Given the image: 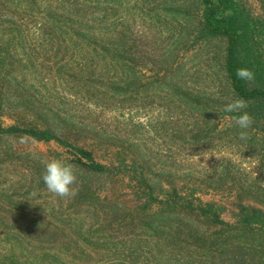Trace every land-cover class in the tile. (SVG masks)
I'll use <instances>...</instances> for the list:
<instances>
[{"label": "rangeland", "instance_id": "1", "mask_svg": "<svg viewBox=\"0 0 264 264\" xmlns=\"http://www.w3.org/2000/svg\"><path fill=\"white\" fill-rule=\"evenodd\" d=\"M242 3L255 15L264 13V0ZM40 4L42 9L33 11L19 6L9 33L22 32L16 40L0 34V60L7 64L4 69L13 68L5 71L7 77L0 75L1 120L14 124L21 106L52 111L47 105L55 104L86 128L63 131L45 115L20 122L53 123L113 169L108 176L83 172L73 147L55 140L0 137V264H264L262 224L235 237L213 228L209 219L192 223L179 211L174 220L159 217L168 198L184 210L176 190L216 203L231 223L241 205L264 210V120L253 122L241 140L234 121L223 115L219 106L236 100L226 76L227 39L202 42L195 36L199 1L88 0L86 18L62 26L71 39L55 48L43 32L49 2ZM102 14L107 64L114 56L111 44L134 47L138 74L119 76L114 86L88 75L89 61L105 62L92 59V46L84 41V33L99 26L94 17ZM173 61L182 68L165 67ZM165 74L166 82L180 80L176 96L161 78ZM187 93L196 96L194 107L188 106ZM52 159L76 170L72 195L47 190L42 177Z\"/></svg>", "mask_w": 264, "mask_h": 264}, {"label": "trees", "instance_id": "2", "mask_svg": "<svg viewBox=\"0 0 264 264\" xmlns=\"http://www.w3.org/2000/svg\"><path fill=\"white\" fill-rule=\"evenodd\" d=\"M40 1L45 0H0V34L2 39H9L8 42H10L16 40L18 36H21L22 32L19 31H16L15 35H9V33L14 30V28L11 27L15 18L13 16L19 13V6H21V8L29 7L32 9L31 11L35 9V6L38 7V10L42 9ZM197 1H199L202 6V12L199 17V26H197L195 30V36L202 40V42L219 37H225L227 39L225 68L226 76L230 81V92L234 99L243 98L247 102V108L245 110L251 114L254 123L264 120V13L260 12L258 15H255L251 9L242 3V0ZM48 2L49 5H47L46 13H44L47 20L43 23L47 24L48 28L43 32L45 37L48 38L47 43L50 47H60L63 41H70L71 39V37L65 36L64 31L61 29L62 26H65L67 29L69 26H72L71 22L73 25L75 24L76 18H86L88 0L87 2L86 0H48ZM54 2H56L58 6L54 7ZM61 9L66 11L58 13ZM100 16L94 17L99 26L89 33H84V41L92 46V59H101V61H105L104 63H97L94 61L88 62L89 80L97 79V82L100 84H104L105 82L102 80H106V82H110L111 86H114L120 82V78L122 79V77L119 76L125 75L126 79H133V77L138 74L135 64L136 60L131 54L133 53L134 47L132 44H128V42L123 43V47L117 43L112 47L111 44L108 49L114 56L111 57L112 60L110 64H107L106 59H108V56L104 48L105 43L102 36V24L99 23V21L101 22L104 20L105 15L102 14ZM39 24H41V22ZM73 29L76 30L73 33L75 34L74 37L80 39V29L78 28L77 30V26H74ZM119 37L121 36L119 35ZM113 39L115 41L119 39L114 32ZM122 52L125 54H123V56L119 55L122 54ZM168 54L174 55L172 51H168ZM180 63L181 62L178 61H173L172 64L171 62H164V65L165 67L168 65L170 69H175L177 71L182 68ZM6 65L4 60H0V75H3V77H7L5 71H12L13 69H4ZM241 67L251 69L255 74L254 79L251 81L237 79L235 72L236 69ZM84 73L85 72H83L82 75L87 77L88 75ZM167 77L166 74L165 76H161V78H164L166 86L169 87L168 89L176 96V88L180 80L169 77V81L167 80L166 82ZM13 78L18 81L17 76H13ZM160 82L163 81L160 80ZM96 86L97 85H89V88L94 89ZM23 88L25 89V85ZM26 88H31V86L26 84ZM186 95L189 97H187L188 106L194 107V101L191 100L192 96L190 93ZM195 97L196 96L193 95V98ZM2 101L3 100H0V137L27 136L34 140L45 142L55 140L67 147H73L76 157L74 162L78 166V169H83V172L99 176H108L112 174V163L97 160L92 150L76 142H71L69 139L65 138L64 134L52 127V124L56 120L58 123L54 125H59L63 131L71 128L79 132L84 127L86 128V124L77 122V119L74 120L73 117L69 116V114L61 109H57L55 104H53V106L47 105L52 111L45 107H36L37 110H33L31 106H21L22 109L15 111V113L19 115L17 121L14 124L5 126L1 120V116L3 115L2 111L4 110ZM197 105H200V102L197 101ZM219 107L223 110V115L228 116L233 121L232 114L224 111L225 106ZM37 115L41 117L45 115L49 117L48 120L53 121V123L46 127H40L34 123L20 122L23 121L25 117L32 118V116L35 117ZM175 193L187 205L181 202L180 205H183L184 210H177L175 206L176 201L171 200L172 198H168L167 205H164L167 206L165 207L167 210L159 215L160 218L174 220V216L179 211L192 223H197L199 219H209L212 222L213 228L218 226L222 229L225 228V231L229 232L228 234H232L235 237L242 236V233H244L247 228L257 227L255 225L261 224L264 226V210L260 208L241 205L239 211L235 213L236 220L231 223L222 218L220 212L221 208L218 207L216 203L204 202L199 196H196V192L189 194L176 190ZM151 197L154 201L159 200L157 197H154L153 193ZM256 230L257 229H254L253 231ZM209 234L212 236L213 232Z\"/></svg>", "mask_w": 264, "mask_h": 264}, {"label": "clouds", "instance_id": "3", "mask_svg": "<svg viewBox=\"0 0 264 264\" xmlns=\"http://www.w3.org/2000/svg\"><path fill=\"white\" fill-rule=\"evenodd\" d=\"M235 75L237 79L251 81L255 74L251 69L241 67L236 69ZM246 108L247 102L243 98H237L224 108L225 112L232 114V119L240 130L241 140L246 139L247 130L253 124V118L245 110ZM42 179L49 192L59 197H65L74 193L73 186L77 182V173L71 163L61 159H52L45 164Z\"/></svg>", "mask_w": 264, "mask_h": 264}]
</instances>
